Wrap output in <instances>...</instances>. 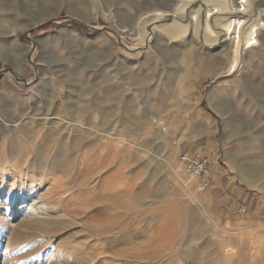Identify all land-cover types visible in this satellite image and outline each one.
<instances>
[{
	"label": "rangeland",
	"instance_id": "1",
	"mask_svg": "<svg viewBox=\"0 0 264 264\" xmlns=\"http://www.w3.org/2000/svg\"><path fill=\"white\" fill-rule=\"evenodd\" d=\"M175 2L0 0V264H264V31L126 49Z\"/></svg>",
	"mask_w": 264,
	"mask_h": 264
},
{
	"label": "bare ground",
	"instance_id": "2",
	"mask_svg": "<svg viewBox=\"0 0 264 264\" xmlns=\"http://www.w3.org/2000/svg\"><path fill=\"white\" fill-rule=\"evenodd\" d=\"M174 1L172 10L149 13V18L136 24L137 36L133 45L125 46L127 50H138L135 56L151 53L157 35L169 44L192 39L210 52L233 43V68L237 71L246 52L258 45L259 32L264 31V7L256 6L258 0H237L236 5L233 0Z\"/></svg>",
	"mask_w": 264,
	"mask_h": 264
},
{
	"label": "built area",
	"instance_id": "3",
	"mask_svg": "<svg viewBox=\"0 0 264 264\" xmlns=\"http://www.w3.org/2000/svg\"><path fill=\"white\" fill-rule=\"evenodd\" d=\"M179 163L183 168L185 175L195 182L197 191L200 193L209 192L212 197L213 193L209 191L211 188L212 172L209 160L206 157L186 152L180 154ZM245 211L246 206L241 205L239 213H244Z\"/></svg>",
	"mask_w": 264,
	"mask_h": 264
},
{
	"label": "crops",
	"instance_id": "4",
	"mask_svg": "<svg viewBox=\"0 0 264 264\" xmlns=\"http://www.w3.org/2000/svg\"><path fill=\"white\" fill-rule=\"evenodd\" d=\"M199 126H203V127H206V126H209V122H208V118H205L201 121H199L198 123ZM188 153V152H187ZM210 167H211V170H214L215 169V165H214V162H212V165L210 163Z\"/></svg>",
	"mask_w": 264,
	"mask_h": 264
},
{
	"label": "water",
	"instance_id": "5",
	"mask_svg": "<svg viewBox=\"0 0 264 264\" xmlns=\"http://www.w3.org/2000/svg\"><path fill=\"white\" fill-rule=\"evenodd\" d=\"M256 6L264 7V0H258Z\"/></svg>",
	"mask_w": 264,
	"mask_h": 264
}]
</instances>
